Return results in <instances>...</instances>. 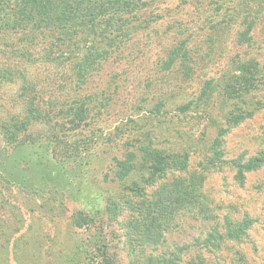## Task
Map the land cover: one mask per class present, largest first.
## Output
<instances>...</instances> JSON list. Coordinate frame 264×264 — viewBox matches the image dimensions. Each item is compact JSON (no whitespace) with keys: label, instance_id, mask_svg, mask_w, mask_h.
I'll list each match as a JSON object with an SVG mask.
<instances>
[{"label":"rangeland","instance_id":"1","mask_svg":"<svg viewBox=\"0 0 264 264\" xmlns=\"http://www.w3.org/2000/svg\"><path fill=\"white\" fill-rule=\"evenodd\" d=\"M224 2L226 10L238 0ZM212 11L210 0L149 1L132 22L130 39L76 91L60 68L39 62L30 67L41 77L40 95L50 117L31 126L40 140L28 144L5 142L0 133V264H85V254L93 247H106L115 262L130 264L136 243L129 236L133 197L126 186L143 172L139 148L187 150L186 171L198 172L201 156L212 155L218 128L227 126L219 146L227 161L204 171L201 189L218 219L204 220L192 212L180 215L153 253L169 256L179 245H192L226 214L248 216L246 239L226 241L223 250L210 251L207 257L213 264H239L242 253L248 264H264V90L248 95L250 116L227 125L225 112L234 105L218 85L232 73L236 59L254 60L264 74V11L256 18L251 39L244 42L235 37L236 24L215 28ZM178 44L188 49V57L166 68L168 51ZM206 80L212 84L209 100L197 112H180L177 107L196 98ZM56 82L63 83L56 87ZM17 86H1L0 118L18 110L12 105ZM74 97L87 108L86 123L75 131L64 127L63 113H58L59 102L70 104ZM51 132L63 140L56 158L50 156L45 137ZM128 150L137 152V168L120 181L113 175V158ZM254 156L263 162L246 170L240 181L231 160L243 163ZM173 175L184 173L171 172L163 180ZM160 181L141 183L150 192ZM81 213L92 214L88 226L75 225Z\"/></svg>","mask_w":264,"mask_h":264},{"label":"trees","instance_id":"2","mask_svg":"<svg viewBox=\"0 0 264 264\" xmlns=\"http://www.w3.org/2000/svg\"><path fill=\"white\" fill-rule=\"evenodd\" d=\"M149 1L151 0H0V88L7 82L18 84L16 97L12 100V105L18 110L8 112L0 118V133L4 141L15 140L14 143L20 145L40 140L30 128L41 119L48 121L50 117V108L40 95L39 86L43 85L41 77L34 76L30 67L39 62L60 68L64 79L69 77L71 88L75 91L76 88L80 89L102 67L103 62L130 39L132 22ZM224 1L210 0L213 16L208 19L219 29L221 26L226 28L236 24L237 41L250 40L256 18L264 11V0H238V4L226 6V10L223 9ZM33 48L36 49L34 52L31 51ZM188 54V49L181 44L170 48L164 60L165 67L169 68L177 62L183 63ZM35 55L39 57L34 58ZM231 71L218 84L223 89L225 99H229L234 105V108L225 112L227 125L250 116L253 107L245 105L248 95L253 91L264 90L263 68L254 60L236 59ZM62 83L53 84L57 87ZM211 88L210 80H206L200 94L179 105L177 109L182 113L191 109L199 111L200 106L209 100ZM59 103L58 113H63L60 122L64 127L75 131L86 123L87 108L84 100L74 97L70 104ZM154 110L160 111L159 107ZM228 127L218 128L212 142V155L201 156V170L198 172L186 171L189 159L187 150L155 148L150 145L139 148L143 172L139 178L131 177L130 184L126 186L133 197L128 205L129 236H133L136 243L131 247L130 264H213L207 257L210 251L223 250L226 241L242 242L246 239L247 228L251 223L248 216L239 219L226 214L219 226L210 227L205 237L195 239L192 245H179L178 250H172L169 256L161 252L153 253V249L163 246L165 233L175 225L180 215L192 212L204 220L218 219L201 189L204 171L211 165L227 161L222 158L219 146L221 147V136ZM50 134L45 137H48L50 156L56 158L60 153L57 152V147L63 140L56 133ZM137 157L135 150L125 151L122 156L114 157V177L120 181L130 177L136 171ZM231 161L236 177L242 181L244 172L257 168L263 158L254 156L243 163L240 160ZM171 172H182L184 175H173L170 179L163 180ZM156 179L161 181L154 190L149 192L143 188L142 181L150 183ZM137 193L140 196L134 198ZM90 221H93L92 214L81 213L74 219L77 227L88 226ZM94 241L99 243L97 239ZM150 245L152 247L147 251L146 247ZM95 251L96 255L93 253ZM241 255L238 257L239 264H248ZM85 256V264H120L110 256L106 247H93Z\"/></svg>","mask_w":264,"mask_h":264}]
</instances>
